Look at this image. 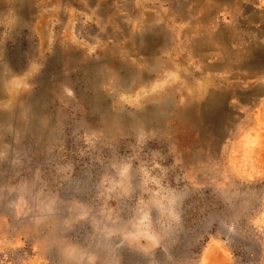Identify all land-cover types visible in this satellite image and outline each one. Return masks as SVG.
Masks as SVG:
<instances>
[{
	"label": "rangeland",
	"instance_id": "374dc122",
	"mask_svg": "<svg viewBox=\"0 0 264 264\" xmlns=\"http://www.w3.org/2000/svg\"><path fill=\"white\" fill-rule=\"evenodd\" d=\"M63 1L78 40L60 21L46 49L56 0H0V264H264V117L229 96L236 48L186 45L170 0L137 1L159 27L139 41Z\"/></svg>",
	"mask_w": 264,
	"mask_h": 264
},
{
	"label": "crops",
	"instance_id": "0c3cea01",
	"mask_svg": "<svg viewBox=\"0 0 264 264\" xmlns=\"http://www.w3.org/2000/svg\"><path fill=\"white\" fill-rule=\"evenodd\" d=\"M85 1L91 7L93 20H97L95 24L105 20L119 31L140 30L143 34L134 35L136 41L140 38L150 40L152 33L159 28L154 23L157 19L153 13L157 12L153 7L142 8L139 15L140 5L137 1L140 0H131L129 5L128 0ZM58 2L56 0L54 8L40 13V28L37 33L41 46L46 49L52 45V30L60 21H64L61 33L63 39L78 40L76 10L74 7H67L63 0L61 6ZM168 6L165 10L167 31L198 32L197 36H193L196 42L186 45L214 47L215 50L223 46L236 48L237 69L244 80L239 87L234 86L228 91L229 96L238 111L252 114L259 112L257 114L264 117V114L261 115L264 111V0H170ZM222 14L226 15L225 22L218 18ZM128 15L132 16L129 22L125 19ZM150 21L151 26H148ZM222 60V56L216 59L215 66H218L217 62L222 64Z\"/></svg>",
	"mask_w": 264,
	"mask_h": 264
},
{
	"label": "bare ground",
	"instance_id": "6f19581e",
	"mask_svg": "<svg viewBox=\"0 0 264 264\" xmlns=\"http://www.w3.org/2000/svg\"><path fill=\"white\" fill-rule=\"evenodd\" d=\"M252 1V0H251ZM126 84V83H125ZM218 98V97H217ZM215 98H213V100H212V103L213 104H217V103H219V102H216V100H214ZM95 103H98V100L97 101H95ZM206 110V107L204 106L203 107V110L201 111L202 112V114H203V117L206 115V112H203V111H205ZM189 111H191V110H189ZM155 115L156 116H160L161 115V112L159 111V110H156L155 112ZM102 116V115H101ZM118 116V115H117ZM202 116V115H201ZM100 118V117H99ZM110 127V126H109Z\"/></svg>",
	"mask_w": 264,
	"mask_h": 264
}]
</instances>
